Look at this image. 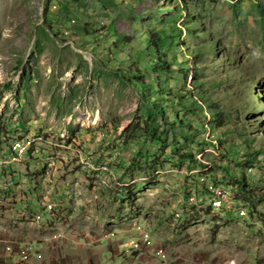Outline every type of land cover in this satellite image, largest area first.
I'll list each match as a JSON object with an SVG mask.
<instances>
[{"label": "rangeland", "instance_id": "1", "mask_svg": "<svg viewBox=\"0 0 264 264\" xmlns=\"http://www.w3.org/2000/svg\"><path fill=\"white\" fill-rule=\"evenodd\" d=\"M157 31L173 38L172 71L155 73ZM195 68L199 113L164 95ZM162 107L164 142L126 133ZM263 202L264 0H0V216L13 229L31 221L37 243L89 264L153 244L161 264H264L245 222Z\"/></svg>", "mask_w": 264, "mask_h": 264}, {"label": "crops", "instance_id": "2", "mask_svg": "<svg viewBox=\"0 0 264 264\" xmlns=\"http://www.w3.org/2000/svg\"><path fill=\"white\" fill-rule=\"evenodd\" d=\"M262 206V207H261ZM259 209L264 211V202L257 205ZM9 214L8 212H6ZM246 216V215H243ZM9 216H5L4 220L0 216V263L2 264H54L55 261H61L63 258H66L64 261L65 264H89L91 260L88 258L84 261L80 259V256H75L74 253L68 251L65 253V250L62 248L53 250L52 245L45 242H36L33 234L37 233L34 223L31 221L23 222V225H26L27 230H21V226L18 229H13L9 225ZM251 218V217H249ZM243 221V220H242ZM244 222V221H243ZM249 225V235L256 237L260 241H264V219H260L255 216L251 220H245ZM46 225V224H45ZM33 226V227H32ZM17 230V231H16ZM13 236H10V235ZM23 239L21 238V235ZM15 235H19L18 237ZM262 237V238H261ZM26 242H25V241ZM29 243L32 245V254L28 261H22L18 254L15 252L11 255L8 253L7 248L12 246L17 248L20 245ZM118 247V246H117ZM111 249L112 255H115V258L110 256L109 262L104 264H161L158 257L155 254L156 244L152 246H146L141 250H132L131 252H124L123 249L119 250V247ZM119 253H124L122 256H118ZM128 255V256H126ZM86 261V263H85ZM61 263V262H60ZM59 263V264H60ZM98 264V263H95ZM101 264V263H100ZM103 264V263H102ZM169 264V263H168ZM174 264V263H171Z\"/></svg>", "mask_w": 264, "mask_h": 264}, {"label": "trees", "instance_id": "3", "mask_svg": "<svg viewBox=\"0 0 264 264\" xmlns=\"http://www.w3.org/2000/svg\"><path fill=\"white\" fill-rule=\"evenodd\" d=\"M164 31H157L152 34V42L150 48L153 50L154 56H157L156 64H155V73L163 72V71H172L171 68H169V63L167 56L164 57V51L165 49L170 46L171 40L173 39L171 36L164 34ZM201 75H203V72L199 71L198 68H195V71L192 72V79L191 84L187 88L186 86H183L182 90L177 92L176 94H166L169 92H164L165 97H173L172 101H177L179 105L184 108L188 109V103L191 101L193 102V106L191 107V111L194 113H199V109H203L206 107V104H204V101L206 97V91L205 86L206 82H198ZM190 76V73L187 72L185 74V80H188ZM204 76V75H203ZM136 80H132V82H135ZM201 92L200 96H196L195 92ZM153 105V104H151ZM165 108L162 107L161 111L152 109L151 112L148 114L146 118L143 117V119H140L138 123V127H129L126 130V133L133 134L134 132H143L146 136H148V141L150 143L156 142H164L167 136V130L165 128H161V125L158 123L159 115H165ZM216 111L220 114H217L216 120L222 121L225 117V114L222 109L216 108ZM179 121H181V126H186V122L182 118H178ZM220 127H223L226 123V120L223 122H220ZM141 127V128H139ZM179 147V146H178ZM174 152H176V148L174 149ZM186 156L191 159L193 162H199L197 158H195V155L193 152H186ZM241 181L240 184L248 185V179L246 177H238L237 181Z\"/></svg>", "mask_w": 264, "mask_h": 264}, {"label": "built area", "instance_id": "4", "mask_svg": "<svg viewBox=\"0 0 264 264\" xmlns=\"http://www.w3.org/2000/svg\"><path fill=\"white\" fill-rule=\"evenodd\" d=\"M14 149L16 150L17 154L21 155V153L23 152V146H14ZM248 211V210H246ZM146 237L148 238V234H146ZM150 239H148V243H150L149 241ZM139 245L135 246L138 247ZM8 253L11 255L12 253H16L18 254L19 258L22 261H27L30 258V254L32 252V245L29 243H26L22 246H18L17 248H14L12 246H9L7 248ZM160 253H163V249H160ZM165 254H163L162 256H164ZM2 264V263H0Z\"/></svg>", "mask_w": 264, "mask_h": 264}, {"label": "bare ground", "instance_id": "5", "mask_svg": "<svg viewBox=\"0 0 264 264\" xmlns=\"http://www.w3.org/2000/svg\"><path fill=\"white\" fill-rule=\"evenodd\" d=\"M83 120L85 121V122H89V116L88 115H85L84 117H83ZM251 170V169H250ZM219 203H221L220 201H219ZM220 205V204H219ZM248 208H246V209H244V208H242L241 209V214L242 215H247L248 214V211H246Z\"/></svg>", "mask_w": 264, "mask_h": 264}]
</instances>
